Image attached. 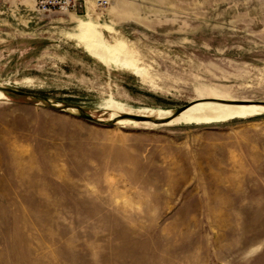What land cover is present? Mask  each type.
Segmentation results:
<instances>
[{
	"label": "rangeland",
	"instance_id": "obj_1",
	"mask_svg": "<svg viewBox=\"0 0 264 264\" xmlns=\"http://www.w3.org/2000/svg\"><path fill=\"white\" fill-rule=\"evenodd\" d=\"M88 11L0 0V85L103 121L108 100L119 116L264 102V0H113ZM85 21L125 41L146 78L90 58L72 39ZM6 98L0 264H264V112L104 126Z\"/></svg>",
	"mask_w": 264,
	"mask_h": 264
},
{
	"label": "bare ground",
	"instance_id": "obj_2",
	"mask_svg": "<svg viewBox=\"0 0 264 264\" xmlns=\"http://www.w3.org/2000/svg\"><path fill=\"white\" fill-rule=\"evenodd\" d=\"M87 12L89 13V11ZM88 13L85 14L86 17H88ZM102 33L113 32L108 26L85 21L79 23L77 33L72 35V39L90 58L96 60L100 64L104 66L118 67L140 79H145L147 73L143 67L140 66L139 59L137 58V55H135L136 52L131 51L132 49L130 50L125 41L117 40L114 43L107 42ZM5 99H7L6 96L0 92V100ZM200 101L201 102L194 103L187 107L175 118H173V114L170 115L169 110L162 109L148 110L146 115H141L165 121L162 124L132 122L129 120H122V123L148 126H170L175 124L202 125L225 123L264 112V106L238 104L240 103L238 101L219 99H204ZM218 101H224V103ZM104 109L112 112L109 119H117L120 114L124 113L121 109V105L113 100H108L105 103Z\"/></svg>",
	"mask_w": 264,
	"mask_h": 264
},
{
	"label": "water",
	"instance_id": "obj_3",
	"mask_svg": "<svg viewBox=\"0 0 264 264\" xmlns=\"http://www.w3.org/2000/svg\"><path fill=\"white\" fill-rule=\"evenodd\" d=\"M0 92L3 93L5 96H9V97H30L34 100H37L39 102H43L46 103L47 106L51 109V110H55V111H67V110H76L78 113V116L81 119L90 121V122H94L100 125H104V126H111L119 121L122 120H129L132 122H150L153 124H162L165 121H160L158 119L155 118H151V117H147V116H139V115H130V114H125L122 116H119L117 119H109L108 121H103L101 119H95L92 116L88 115L81 107L79 106H74V105H69V104H61L58 102L52 103L47 97L44 96H39V95H35V94H29L26 92H22V91H18V90H14L11 88H7V87H3L0 85ZM197 102H201L200 100H197L195 102H192L180 109H178L175 113H173V118H175L177 115H179L183 110H185L187 107L191 106L194 103ZM220 103H224V101H218ZM244 103V102H240L238 104H248ZM255 105H259V106H264V102H256L254 103Z\"/></svg>",
	"mask_w": 264,
	"mask_h": 264
},
{
	"label": "built area",
	"instance_id": "obj_4",
	"mask_svg": "<svg viewBox=\"0 0 264 264\" xmlns=\"http://www.w3.org/2000/svg\"><path fill=\"white\" fill-rule=\"evenodd\" d=\"M35 9L41 14L69 12L74 15L88 13L92 5L97 11L107 9L113 0H33Z\"/></svg>",
	"mask_w": 264,
	"mask_h": 264
}]
</instances>
